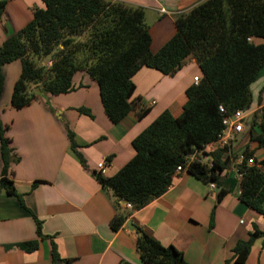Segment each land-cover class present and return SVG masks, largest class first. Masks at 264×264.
<instances>
[{
    "label": "crops",
    "instance_id": "crops-1",
    "mask_svg": "<svg viewBox=\"0 0 264 264\" xmlns=\"http://www.w3.org/2000/svg\"><path fill=\"white\" fill-rule=\"evenodd\" d=\"M121 1L151 13L153 21L147 27L155 52L174 34L175 16L199 0ZM34 7L44 4L41 0H5L0 44L32 19ZM163 15L173 20V31L165 36ZM262 41L255 38V42ZM18 67L17 62L3 68L0 120L9 126L7 135L17 155L9 177L23 205L16 196L0 197V264H51V242L61 264H118L121 260L142 264L135 246L137 229L163 245L174 246L188 264H235L237 241L246 239L254 225L264 231V216L239 198V177L232 166L214 189L189 172H180L167 190L138 209L126 208L96 178L98 172L114 175L132 158V140L163 110L173 116L181 113L186 88L194 76H201L195 59L189 58L173 75L140 68L132 78L136 105L116 123L105 115L97 84L83 70L73 75L72 91L42 93L21 108L11 107L7 103L11 84L5 79L17 74ZM249 103L243 111V129L228 146L232 151L239 152L247 143L248 119L264 106V63L249 86ZM144 108L147 112L139 117L138 111ZM69 133L83 163L71 148ZM211 147L213 143L206 149ZM259 153L258 158H263L264 151ZM100 161H104L101 170L97 168ZM220 190L224 194L218 198ZM125 211V221L113 230L111 221ZM36 220L43 236L36 232ZM30 240L38 242L37 249L24 251L20 244ZM244 264H264L263 235L253 240Z\"/></svg>",
    "mask_w": 264,
    "mask_h": 264
},
{
    "label": "trees",
    "instance_id": "trees-1",
    "mask_svg": "<svg viewBox=\"0 0 264 264\" xmlns=\"http://www.w3.org/2000/svg\"><path fill=\"white\" fill-rule=\"evenodd\" d=\"M32 19L0 44V99L4 89L3 65L21 62L13 85L10 106L21 108L42 93L59 95L72 91L73 75L85 71L97 84L103 111L116 123L136 105L133 98L134 74L142 67L165 75L176 73L189 58L201 72L197 83L185 90L186 101L179 115L163 110L131 142L134 154L114 175L96 174L98 182L132 209H138L162 194L171 185L176 167L195 149H206L217 141L222 118L234 110H247L249 86L264 63V0H199L188 11L174 18L175 32L155 52L141 6L121 0H41ZM5 0H0V17ZM260 38L262 42H255ZM51 60L49 67L42 63ZM32 86L29 92L28 88ZM225 108L220 112L219 106ZM147 109L138 111L142 117ZM248 141L240 152L257 160V166H237L239 198L264 216V106L254 111L248 122ZM9 126L0 120V197H21L9 177L17 158L7 135ZM75 149L72 134H68ZM251 144L254 146L251 148ZM211 165L190 163L185 171L207 183L220 186L224 173L232 166L237 151L230 147H211ZM224 194L218 193V198ZM128 211L113 218V230L125 221ZM136 250L142 264H188L181 251L163 245L137 229ZM36 232L41 223L36 220ZM263 235L253 226L246 239L233 249L235 264H244L255 237ZM36 240L20 244L24 251L37 249ZM51 264L59 255L51 242ZM118 264H132L121 260Z\"/></svg>",
    "mask_w": 264,
    "mask_h": 264
},
{
    "label": "built area",
    "instance_id": "built-area-1",
    "mask_svg": "<svg viewBox=\"0 0 264 264\" xmlns=\"http://www.w3.org/2000/svg\"><path fill=\"white\" fill-rule=\"evenodd\" d=\"M51 60L47 61L44 63V66L49 67L51 65ZM200 77L199 76H194L193 77V83H197L199 81ZM153 103V102H152ZM219 110L222 113H225V108L220 105ZM245 118L244 114L242 113L241 110L237 109L229 114H226L222 118V125L223 128L218 136L217 141H215L214 148L215 147H225L230 145L232 141L235 140L236 134L242 131L243 129V119ZM204 152H208L207 149H195L188 155H186L184 163L181 165H177L176 167V172H183L185 171L186 167L192 163L196 162L199 164H206L208 166L211 165V158L210 156H205ZM234 164V169L237 174V176L240 178L242 175V171H239L237 166H240L242 164H245L246 166H257L260 167V163L257 160H254L253 158H246L243 153H239L237 157L233 160ZM104 166V161H100L97 164V168L101 170ZM211 188H215L216 185L213 182L209 183ZM125 207L128 209L132 208V205L130 203H124Z\"/></svg>",
    "mask_w": 264,
    "mask_h": 264
},
{
    "label": "rangeland",
    "instance_id": "rangeland-1",
    "mask_svg": "<svg viewBox=\"0 0 264 264\" xmlns=\"http://www.w3.org/2000/svg\"><path fill=\"white\" fill-rule=\"evenodd\" d=\"M157 15L158 14H156V17H157ZM144 21H145V23H146V25L147 24H149L151 21H153V19H152V15H151V13H149V12H145V14H144ZM164 17L160 20L161 22H166L167 23V25H166V29H165V31L162 33V36H165V35H167V34H169V33H171L172 31H173V20H171V18H169L168 16H166V15H163ZM159 18H161V16L159 17ZM17 62H18V64H19V67H18V72H17V74H8L7 76H6V82L8 81V80H10V84H11V90H10V94H9V96H8V100H7V103L9 102V104H10V97H11V93H12V90H13V85H14V82L16 81V79L19 77V75H20V71H21V62L18 60H16V61H12V62H10V63H7V64H5V65H3V67H2V69L3 68H6L7 66H11V65H15V64H17ZM254 82V81H253ZM28 91L29 92H34L33 90H32V86L31 87H29L28 88ZM3 95L1 96V99H0V105H3L4 103H3ZM186 99V98H185ZM48 101V100H47ZM47 105H50V104H48L47 103ZM242 113H244V112H242ZM247 119H248V117L246 118V121H247ZM250 120H251V117L248 119V122H250ZM207 151H209V149L207 150Z\"/></svg>",
    "mask_w": 264,
    "mask_h": 264
},
{
    "label": "water",
    "instance_id": "water-1",
    "mask_svg": "<svg viewBox=\"0 0 264 264\" xmlns=\"http://www.w3.org/2000/svg\"><path fill=\"white\" fill-rule=\"evenodd\" d=\"M127 225H128L129 227L135 228V226H134L130 221H127ZM56 264H61L60 260H58V261L56 262Z\"/></svg>",
    "mask_w": 264,
    "mask_h": 264
},
{
    "label": "clouds",
    "instance_id": "clouds-1",
    "mask_svg": "<svg viewBox=\"0 0 264 264\" xmlns=\"http://www.w3.org/2000/svg\"><path fill=\"white\" fill-rule=\"evenodd\" d=\"M47 61H49V60H47ZM47 61H45V62H43L42 64L44 65V63H46ZM52 64V63H51ZM51 66V65H50ZM242 111V110H241ZM243 112V111H242ZM244 114V113H243ZM214 143V142H213ZM229 146V145H228ZM239 153H241L240 151L239 152H237V155L239 154ZM234 160V159H233ZM234 166V164H233V161H232V167ZM260 168H262V166L260 167Z\"/></svg>",
    "mask_w": 264,
    "mask_h": 264
}]
</instances>
